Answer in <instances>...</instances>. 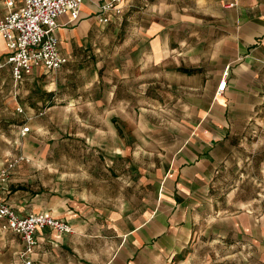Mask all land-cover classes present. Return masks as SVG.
Returning <instances> with one entry per match:
<instances>
[{"label": "crops", "instance_id": "0c3cea01", "mask_svg": "<svg viewBox=\"0 0 264 264\" xmlns=\"http://www.w3.org/2000/svg\"><path fill=\"white\" fill-rule=\"evenodd\" d=\"M105 1H84L76 22L68 23L67 14L58 17L59 50L67 58L60 68L47 72L35 68L15 83L11 66L0 67V126L21 129L29 123L34 128L44 116L60 114L74 117L73 122L124 121L113 116L117 114L112 112L110 99L86 96L91 101L80 103L83 96L71 87L78 77L74 69L78 60H96L94 52L81 47L94 41L93 30L103 24L96 16ZM19 4L20 0H15V7ZM6 11L0 0V14ZM115 19L118 24L111 28L119 26L124 36L130 31L134 37L129 41L135 44V95L140 92L142 98L146 83L159 87L166 83L177 92L176 100H182L186 110L178 118L183 125L175 136L180 141L156 168L155 178L149 174L135 184L134 198L95 193L84 187L81 179L76 180L79 184L71 182L69 189L52 188L61 187L62 180L47 184L49 189L45 184L19 186L14 184V169L30 158L23 148L22 153L7 157L13 145L2 152L0 168L19 155L23 157L1 188L4 199L19 215L46 210L71 227L70 232L38 230L36 245L28 256L31 264H193L202 247L199 242L214 219L224 215L236 221L240 217L214 214L218 213L214 203L223 195L214 191L228 185L217 175L230 154L228 140L235 125L249 124L254 108L264 100V0H126L121 12L110 15L108 21ZM6 52L0 35V61ZM144 68L154 71L147 81L143 80ZM159 68L165 69L161 74L167 77L166 82L159 78ZM104 71L90 73V85L96 84L95 89L106 81ZM124 72V68L106 72L107 81L114 82L110 98L116 97V84L128 76ZM223 77L226 84L218 91ZM0 137L10 143L13 138L2 133ZM106 181H111L108 176ZM124 185L127 188V183ZM209 202L212 211L206 212ZM1 224L2 220V231L19 241L13 248L16 256L12 264H24L19 256L23 249L20 237L3 230ZM203 264H207L206 257Z\"/></svg>", "mask_w": 264, "mask_h": 264}, {"label": "rangeland", "instance_id": "374dc122", "mask_svg": "<svg viewBox=\"0 0 264 264\" xmlns=\"http://www.w3.org/2000/svg\"><path fill=\"white\" fill-rule=\"evenodd\" d=\"M115 24L118 19L99 25L93 30L94 41L81 47L94 52L96 60H78L79 66L74 67L78 77L71 87L83 96L80 103L91 101L86 96L110 99L112 112L117 114L113 116L124 121L73 122L74 117L64 114L47 115L34 128L19 122L20 126H28L29 132L18 136L15 132H20V127L0 126V134L13 136L11 143L8 138L0 137V159L2 152L12 145L14 149L7 157L22 153L20 148H23L25 156L30 158L15 167L14 184L22 187L45 184L49 189L51 186L47 184L62 180L61 187L52 188L69 189L71 182L79 184L76 180L81 179V184L95 193L134 198L135 184L149 174L155 178L156 168H160L164 157L177 146L180 139L175 136L183 125L178 118L186 110L181 106L182 100H176L177 92L166 83L160 87L146 83L142 98L140 92L135 95V44L129 41L130 31L124 36L123 28L110 27ZM118 68H124L128 76L116 84V97L110 98L114 82L107 81L106 72L113 73ZM98 69H105L106 81L95 89L96 84L90 85V73ZM164 70L159 68V78L164 77L166 82L167 77L162 76ZM153 72L144 68L143 80L151 79ZM249 122L235 125L228 140L230 154L217 175L220 182L228 185L214 191L215 195L223 193L221 199H216L218 203H214L218 211L214 214L233 213L240 217L236 221L224 215L215 218L205 239L199 242L202 247L193 264H203L205 257L207 264H264V100L254 108ZM107 176L110 182L106 181ZM131 203L137 205V202ZM204 210L211 212L212 204L209 202ZM18 243L9 232L0 229V264H12L16 256L13 248Z\"/></svg>", "mask_w": 264, "mask_h": 264}, {"label": "built area", "instance_id": "2783aa9c", "mask_svg": "<svg viewBox=\"0 0 264 264\" xmlns=\"http://www.w3.org/2000/svg\"><path fill=\"white\" fill-rule=\"evenodd\" d=\"M7 11L0 14V35L5 40L6 55L0 61V67L5 64L11 66L12 76L16 82L29 74L35 68L44 71H54L66 63L67 58L60 53L56 35L58 17L69 15L68 23L76 22L81 5L86 0H20L15 7V0H1ZM126 0H106L100 5L97 21L106 23L112 14L118 15ZM226 84L221 78L218 91H222ZM21 112V108H16ZM29 131L28 126L22 125L20 134ZM23 159L22 156L9 160L0 168V220L1 228L17 234L23 249L19 256L24 264H31L29 255L36 245V232L42 228H50L58 232H70V225L49 211L28 212L19 215L17 211L4 199L1 188L9 180L13 167Z\"/></svg>", "mask_w": 264, "mask_h": 264}]
</instances>
